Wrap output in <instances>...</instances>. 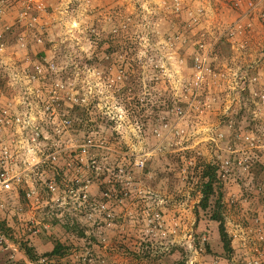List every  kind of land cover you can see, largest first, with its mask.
<instances>
[{"label": "rangeland", "instance_id": "1", "mask_svg": "<svg viewBox=\"0 0 264 264\" xmlns=\"http://www.w3.org/2000/svg\"><path fill=\"white\" fill-rule=\"evenodd\" d=\"M0 90L38 117L41 161L0 197L16 264H248L264 249V0H0ZM204 162L229 259L199 206ZM55 239L52 258L20 246Z\"/></svg>", "mask_w": 264, "mask_h": 264}, {"label": "built area", "instance_id": "2", "mask_svg": "<svg viewBox=\"0 0 264 264\" xmlns=\"http://www.w3.org/2000/svg\"><path fill=\"white\" fill-rule=\"evenodd\" d=\"M25 103L24 99L19 101V104ZM28 105H30L29 102L27 103ZM37 118L32 113L31 107L25 106V110L17 112V110L12 111L11 101L6 105L0 104V130L10 129L13 131L10 138L0 137V197L13 189L14 182H21V174L26 170H32L41 161L36 157L35 149L31 146L36 137L34 135L28 137L27 135L29 129L36 130L38 128L36 124ZM65 121L67 122V120ZM52 158L54 159L55 156L52 155ZM19 164V170H15L14 167H18ZM81 197L83 198V206H88L92 209L94 203L88 198L86 191L82 193ZM100 208H104V205H101ZM106 215L110 217L109 213ZM20 252L22 251H20L19 245L12 240L10 234L5 233L0 228V253L8 255L5 259L8 264H16L15 256L16 254H20ZM22 255L24 256L23 253ZM27 263L34 264L29 261ZM213 264L219 263L218 261H214ZM248 264H264V249L260 251L259 255L253 256Z\"/></svg>", "mask_w": 264, "mask_h": 264}, {"label": "trees", "instance_id": "3", "mask_svg": "<svg viewBox=\"0 0 264 264\" xmlns=\"http://www.w3.org/2000/svg\"><path fill=\"white\" fill-rule=\"evenodd\" d=\"M217 172H218L217 167L211 162H204L201 164V169L199 173V178L201 182L200 183L201 197L199 199V206L202 208V210L205 211L210 208L209 216L211 220L217 222L218 238L221 243L223 254L226 255L225 257L226 259H229L230 253L232 252V246H231V239L225 228L224 218L221 214L222 192L221 190H215V181H218L219 178L217 177L218 176ZM213 195H216L217 197L214 200V202L210 205V198ZM0 228L5 233H8V230H10L9 227H5L3 223H0ZM20 246L24 250L26 255L32 260H37L42 257L52 258L54 256L61 255L64 250L63 243L58 239L54 240V245L50 251L44 252L40 255H36L34 253V249L32 247L27 246L25 243H22ZM3 264H8V262L5 260Z\"/></svg>", "mask_w": 264, "mask_h": 264}, {"label": "crops", "instance_id": "4", "mask_svg": "<svg viewBox=\"0 0 264 264\" xmlns=\"http://www.w3.org/2000/svg\"><path fill=\"white\" fill-rule=\"evenodd\" d=\"M105 254H109V253H105ZM121 259H122L121 257L118 258V260H120V261H121ZM121 264H126V263H124V260H122Z\"/></svg>", "mask_w": 264, "mask_h": 264}]
</instances>
